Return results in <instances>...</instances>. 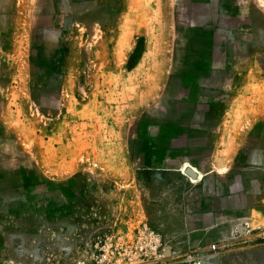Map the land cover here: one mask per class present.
Masks as SVG:
<instances>
[{
	"label": "rangeland",
	"instance_id": "rangeland-1",
	"mask_svg": "<svg viewBox=\"0 0 264 264\" xmlns=\"http://www.w3.org/2000/svg\"><path fill=\"white\" fill-rule=\"evenodd\" d=\"M0 264H264V0H0Z\"/></svg>",
	"mask_w": 264,
	"mask_h": 264
},
{
	"label": "crops",
	"instance_id": "crops-1",
	"mask_svg": "<svg viewBox=\"0 0 264 264\" xmlns=\"http://www.w3.org/2000/svg\"><path fill=\"white\" fill-rule=\"evenodd\" d=\"M167 149H174V148H167ZM178 148H176V150H177ZM221 148H219V150H220ZM229 149H233V146H230V148ZM216 150V149H215ZM184 160H182L181 162H183ZM179 166V165H178ZM176 170H180V166L178 167V168H176ZM233 194H232V196H231V203H230V205L228 206H225V207H223V205H221L220 206V208H218V210H217V212H216V215L217 214H219L220 215V217H221V221H220V223H222V216L225 214V215H228V214H230L232 217H233V214H235L236 213V215L239 213L238 211H235L234 210V203H233Z\"/></svg>",
	"mask_w": 264,
	"mask_h": 264
},
{
	"label": "water",
	"instance_id": "water-1",
	"mask_svg": "<svg viewBox=\"0 0 264 264\" xmlns=\"http://www.w3.org/2000/svg\"><path fill=\"white\" fill-rule=\"evenodd\" d=\"M188 173L191 174L192 176L196 177V173L193 170H188Z\"/></svg>",
	"mask_w": 264,
	"mask_h": 264
},
{
	"label": "built area",
	"instance_id": "built-area-1",
	"mask_svg": "<svg viewBox=\"0 0 264 264\" xmlns=\"http://www.w3.org/2000/svg\"><path fill=\"white\" fill-rule=\"evenodd\" d=\"M212 248H213V249H216V246H215V245H213V246H212Z\"/></svg>",
	"mask_w": 264,
	"mask_h": 264
}]
</instances>
